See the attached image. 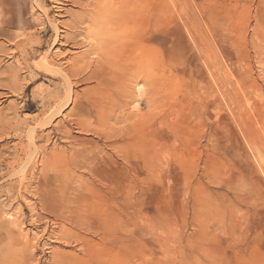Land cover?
I'll return each mask as SVG.
<instances>
[{
	"label": "rangeland",
	"instance_id": "rangeland-1",
	"mask_svg": "<svg viewBox=\"0 0 264 264\" xmlns=\"http://www.w3.org/2000/svg\"><path fill=\"white\" fill-rule=\"evenodd\" d=\"M97 1L0 0V264H264V0Z\"/></svg>",
	"mask_w": 264,
	"mask_h": 264
},
{
	"label": "bare ground",
	"instance_id": "bare-ground-1",
	"mask_svg": "<svg viewBox=\"0 0 264 264\" xmlns=\"http://www.w3.org/2000/svg\"><path fill=\"white\" fill-rule=\"evenodd\" d=\"M36 1H37V0H36ZM69 1H70V0H69ZM73 1H74V0H72V3H73ZM86 1H87V0H86ZM98 1H99V0H98ZM98 1H97V2H98ZM114 1H115V0H114ZM131 1H132V0H120V1H115V2H113L112 5H111L113 8H119V11H120V9L123 8L120 12L117 11L118 13H117V12H112V11L110 12V9H109L110 7L108 6V7H109V8L107 9L108 12H105V11L98 12L97 8H95L97 11H95V10H94V11H95V12H98V13H96V14H92V13L87 12V14H84L86 18H85L84 15H83V13H85V12L83 11L82 15H83L84 18H82L81 15H77V13H79V11H78V12H76V14H75V15H77V17L79 16V18H80V19H79V18L75 17V18H76V21H78V20L80 21V23H79V22L77 23V24H80L78 27H80L85 21H86L85 23H87V22L90 23V21H91V23H93V22L95 23V21H96L95 19H97V18H99V17L102 18V17L104 16L103 12H105V13H107V14H109V12H110L111 14H114V15L117 13L116 16L119 17L120 19H122V22H121L120 24H118V25H117V24H116V25H112V27L110 26V27H111L110 29H112V31H113V29H114L113 27H115L117 31H120V30H122V29H124V28L127 29V27H129V29H130V28H132V27L134 26V25H132L133 21H134V22L137 21V29H138V31H140V30H141V26H142V22H143L144 19H145V18H143V17H144V15H143L144 13L142 12V13H143V14H142V13H139V12L136 11L137 14H136V15H133L132 12H129V10H130V8H131V6H130ZM137 1H138V0H137ZM140 1H142V0H140ZM40 2H41V1H40ZM44 2H45V0H44ZM53 2H54V1H53ZM82 2H83V1H82ZM82 2H81V3H82ZM90 2H91V1H90ZM93 2H94V1H93ZM95 2H96V1H95ZM95 2H94V7H95V5H96ZM102 2H103V1H101V3H102ZM143 2H144V1H143ZM67 3H68V2H67ZM70 3H71V2H70ZM85 3H86V2H85ZM139 3H140V2H139ZM145 3H146V2H145ZM41 4H42V3H40V6H39V4H38V8H39L40 10H42V6H41ZM53 4H54V3H53ZM57 4H58V3H57ZM62 4H63V3H62ZM75 4H76V3H75ZM88 4H90V3H88ZM97 4H98V3H97ZM43 5H44V3H43ZM67 5H68V4H67ZM82 5H83V4H82ZM85 5H86V4H85ZM85 5H84V6H85ZM90 5H91V4H90ZM101 5H103V4H101ZM127 5H128V7H127ZM136 5H137V3H136ZM32 6H33V5H32ZM74 6H75V5H74ZM78 6H79V4H78ZM78 6H77V7H78ZM91 6H93V5H91ZM106 6H107V5H106ZM143 6H144V5H143ZM143 6H142V7H143ZM82 7H83V6H82ZM82 7H81V8H82ZM86 7H87V6H86ZM89 7H90V6H88V8H89ZM99 7H100V6H99ZM136 7H137V6H136ZM139 7H140V5H139ZM142 7H141V8H142ZM144 7H145V6H144ZM84 8H85V7H84ZM100 8H101V7H100ZM102 8H103V7H102ZM133 8H134V7H133ZM58 9H59V8H58ZM82 9H83V8H82ZM90 9L92 10L93 8L91 7ZM85 10H86V8H85ZM100 10H101V9H100ZM104 10H105V9H104ZM42 11H44V10H42ZM45 11H46V10H45ZM141 11H142V9H141ZM80 12H82L81 9H80ZM58 14H59V13H58ZM60 14H61V12H60ZM61 15H62V14H61ZM57 16H58V15H57ZM80 16H81V17H80ZM60 18H61V17H60ZM103 18H104V17H103ZM58 19H59V17H58ZM71 19L74 20L73 17H72ZM77 19H78V20H77ZM115 19H116V18H115ZM97 21H98V20H97ZM105 21H106V20H105ZM114 21H115V20H114ZM60 22H61V21H60ZM60 22H59V23H60ZM62 22H63V21H62ZM66 22H67V21H66ZM71 22H72V21H71ZM73 22H74V21H73ZM73 22L71 23V25L73 24ZM52 23H53V22H52ZM52 23H51V24H52ZM67 23H69V21H68ZM67 23H66V25H67ZM85 23H84V24H85ZM101 23H102V22H101ZM106 23H107V21H106ZM113 23H114V22H113ZM117 23H118V22H117ZM156 23H157V22H156ZM62 24H63V23H62ZM64 24H65V23H64ZM75 24H76V23H75ZM77 24H76V27H77ZM87 24H88V23H87ZM103 24H105V23H103ZM53 25H54V24H52V26H53ZM60 25H61V24H60ZM66 25H65V26H66ZM156 25H157V24H156ZM55 26H57V25H55ZM63 26H64V25H63ZM63 26H62V27H63ZM67 26H69V24H68ZM84 26H85V25H84ZM87 26H88V25H87ZM91 26H92V25H90V28H93V27H94V26H92V27H91ZM72 27H74V25H73ZM72 27H71V28H72ZM76 27H75V28H72V30H76ZM81 27H82V26H81ZM134 27H135V26H134ZM134 27H133V28H134ZM63 28H64V27H63ZM71 28H70V29L68 28V29L71 30ZM83 28H84V27H83ZM90 28H89V29H90ZM105 28H106V27H105ZM105 28H103V30H104ZM64 29H65V28H64ZM86 29H87V27L85 28V30H86ZM79 30H80L81 32L84 31V29L81 30V29L78 28V31H79ZM124 30H125V29H124ZM127 30H128V29H127ZM58 31H59V30H58ZM60 31H61V30H60ZM86 31H87V30H86ZM86 31H84V33H85ZM105 31H107V30H105ZM122 31H123V30H122ZM128 31H129V30H128ZM55 32H56V29H55ZM61 32H64V31H61ZM108 32H109V31H108ZM110 32H111V31H110ZM115 32H116V31H115ZM130 32H132V31L130 30ZM157 32H158V31H157ZM58 33H59V32H58ZM58 33H57V34H58ZM68 33H69V32H68ZM68 33H67V34H68ZM75 33H76V32H75ZM87 33H88V32H87ZM100 33H101V32H100ZM100 33H98V34H100ZM118 33H119V32H118ZM122 33H123V32H122ZM122 33H121V34H122ZM126 33H127V32H126ZM57 34H56V35H57ZM76 34H77V33H76ZM85 34H86V33H85ZM90 34H91V33H90ZM93 34H94V33H93ZM93 34H92L91 36H93ZM59 35H60V34H59ZM74 35H75V34H73V36H74ZM122 35H123V34H122ZM122 35H120V36H122ZM130 35H132V34L130 33ZM130 35H129V36H130ZM69 36H70V35H69ZM73 36H72V37H73ZM84 36H85V35H84ZM94 36H96V35H94ZM103 36H105V35H103ZM117 36H118V35H117ZM127 36H128V34H127ZM56 37H57V36H56ZM64 37L66 38V36H64ZM75 37H76V36H74V38H75ZM80 37H81V39H82V41H83L82 36H80ZM106 37H107V36H106ZM115 37H116V35H115ZM115 37H114V38H115ZM118 37H119V36H118ZM122 37H124V36H122ZM59 38H60V37H59ZM67 38H68V37H67ZM90 38H91V37H90ZM90 38H88V39H90ZM93 38H94V37H93ZM97 38H98V37H97ZM56 39L58 40V38H56ZM56 39H55V40H56ZM68 39H69V38H68ZM70 39H71V37H70ZM76 39L79 40L78 37H76ZM81 39H80L79 42L82 43ZM85 39H87L86 36H85ZM108 39H109V38H108ZM118 39H119V38H117V40H118ZM130 39H131V38H130ZM65 40H66V39H65ZM74 40H75V39H74ZM92 40H93V39H92ZM95 40H97V39H95ZM99 40H100V36H99ZM121 40H123V39H121ZM126 40H127V39H126ZM72 41H73V39H72ZM75 41H76V40H75ZM101 41H102V40H101ZM63 42H64V41H63ZM66 42H69V41L67 40ZM77 42H78V41H77ZM77 42H74V43H77ZM84 42H86V40H85ZM87 42H88V41H87ZM98 42L100 43V41L97 40L96 43H98ZM113 42H114V41H113ZM113 42H112V43H113ZM134 42H135V41H134ZM88 43H89V42H88ZM88 43H86V44L84 43V44L86 45V47H87ZM99 43H98V44H99ZM112 43H111V44H112ZM115 43H116V42H114V44H115ZM119 43H121V41H120ZM53 44H54V43H53ZM53 44H52V45H53ZM64 44H65V43H64ZM70 44H71V43H70ZM70 44H69V45H70ZM130 44H131V43H129V42H125V43H124V45H123V50H122V51H124V54H123L124 57H123V59H122V61H121V63H120V66H119L117 69L119 70V73H120L121 76L129 75V77H130V75L132 74V77H133L135 80H137V81H143V80L145 79V76L147 75V74H145V72H147V71H145V70H146L145 67H144V69H145V70H144L145 72H144V71H142V66L139 65V64H142V63H140V62L143 61V59H142L141 57H139L140 55H136L135 57H134V56L132 57V55H131V51H132L133 49L136 50V46H138V43L135 44V45L133 44L134 47H133V45L131 46ZM66 45H67V44H66ZM73 45H74V44H73ZM79 45H80V44H79ZM105 45H107V44H105ZM105 45H104V46H105ZM121 45H122V44H121ZM61 46H62V44H61ZM67 46H68V45H67ZM74 46H78V45L76 44V45H74ZM83 46H84V45H83ZM90 46H92V45H90ZM99 46H100V44H99ZM72 47H73V46H72ZM110 47H111V46H110ZM75 48H76V47H75ZM97 48H98V47H97ZM99 48H100V47H99ZM108 48H109V47H108ZM111 48H112V47H111ZM111 48H110V50H111ZM120 48H121V46H120ZM139 48H141V47H139ZM88 49H90V48H88ZM94 49H95V48H94ZM121 49H122V48H121ZM59 50H60V49H59ZM73 50H74V49H73ZM95 50H97V49H95ZM101 50H102V48H101ZM108 50H109V49H108ZM119 50H120V49H119ZM86 51H87V50H86ZM86 51H85V52H86ZM92 52L96 53L97 51L95 52V51L93 50ZM100 52H101V51H100ZM100 52H99V53H100ZM109 52H111V51H109ZM119 52L121 53V51H119ZM82 53H83V52H82ZM94 53H93V54H94ZM101 53H102V52H101ZM112 53H113V51H112ZM115 53H116V52H115ZM79 54H80V53H79ZM90 54H92V53H87V54L84 53L85 56H88V55H89V57H87V58H91V57H90ZM93 54H92V55H93ZM97 54H98V53H97ZM102 54H105V52H103ZM110 54H111V53H110ZM116 54H117V53H116ZM116 54H115V55H116ZM134 54H135V53H134ZM77 55H78V54H77ZM92 55H91V56H92ZM98 55H100V54H98ZM98 55H96V56H98ZM79 56H80V55H79ZM121 56H122V55H121ZM142 56H143V55H142ZM77 57H78V56H77ZM81 57H82V56H81ZM81 57H78L77 59H79V58H81ZM82 58H83V57H82ZM82 58H81V59H82ZM94 58H95V57H94ZM99 58H100V56H99ZM110 58H111V60H115V59H117L118 57H117V55L114 56V57H112V56L110 55ZM71 59H72V58H71ZM74 59H76V58L74 57ZM84 59H85V57H84ZM96 59H98V58L96 57ZM101 59H102V58H101ZM69 60H70V59H69ZM102 60L104 61V59H102ZM78 61H79V60H78ZM78 61H77V62H78ZM80 61H81V60H80ZM87 61H88V60H87ZM87 61H86V62H85V60L83 61V62H84V65H85V63H87ZM91 61H92V60H91ZM95 61H97V60H95ZM95 61H93L94 63H91V62H90L92 66H93V64H95ZM98 61H99V60H98ZM105 61H106V60H105ZM115 61H117V60H115ZM70 62H71V61H70ZM74 62H76V61L74 60ZM101 62H102V61H101ZM107 62H108V61H107ZM66 63H67V61H66ZM66 63H65V64H66ZM90 63H87V64L89 65ZM109 63H110V62H109ZM114 63H115V62H114ZM143 63H144V62H143ZM81 64H82V63H80L79 66H81ZM87 64H86V65H87ZM115 64H116V63H115ZM115 64H114V65H115ZM51 65H52V64H51ZM63 65H64V64H63ZM63 65H60V66L63 67ZM68 65L70 66V63H69ZM72 65H73V67H75V64H71V66H72ZM84 65H83L82 67H85ZM114 65H113V66H114ZM142 65H143V64H142ZM53 66H55L54 63H53ZM69 66H68V67H69ZM71 66H70V67H71ZM66 67H67V65H66ZM77 67H78V66H76V68H77ZM82 67H81V68L78 67V68H79L80 70H84V69L86 68V67H85V68H82ZM109 67H110V66H109ZM111 67H112V66H111ZM46 68H47V66H46V64H44L43 67H42V69H46ZM76 68H75V69H76ZM87 68H88V67H87ZM47 69H48V68H47ZM47 69H46V71H47ZM49 69H51V68H49ZM62 69H64V68H62ZM69 69H70V68H69ZM89 69H90V68H89ZM51 70H52V69H51ZM72 70H73V68H72ZM76 70H77V69H76ZM80 70H79V71H80ZM109 70H110V69H109ZM69 71H70V70H69ZM69 71H68V73H69ZM85 71H86V70H85ZM87 71H88V70H87ZM96 71H97V70H96ZM96 71H95V72H96ZM105 71H106V70H105ZM64 72H66V71H64ZM74 72H75V71L73 70V73H74ZM107 72H110V71H107ZM57 73H58V72H57ZM60 73H61V72H60ZM70 73H72V71H71ZM70 73H69V74H70ZM78 73H79V72H78ZM92 73H93V72H92ZM99 73H100V72H99ZM110 74H111V73H109V75H110ZM225 74H226V73H225ZM57 75H58V74H57ZM60 75H61V74H60ZM66 75H67V74H66ZM70 75H71V76H70ZM70 75H69V76L72 77L73 74H70ZM74 75H77V73H76V74L74 73ZM105 75H106V74H105ZM112 75H113V73H112ZM120 75H119V77H120ZM155 75H157V74H155ZM150 76H151V75H150ZM64 77H65V76H64ZM67 77H68V76H66L65 78H67ZM70 77H69V78H70ZM75 77H76V76H75ZM77 77H78V76H77ZM98 77H99V76H98ZM224 77H225V76H224ZM73 78H74V76H73ZM103 78H104V77H103ZM75 79H76V78H75ZM108 79H110V78H108ZM115 79H116V77H115ZM115 79H114V80H115ZM124 79H125V78H124ZM130 79H132V78H129V82L131 81ZM227 79H228V78H227ZM112 80H113V78H112ZM127 80H128V79H127ZM127 80H126V81H127ZM150 80H152V79H150ZM69 81H70V80H69ZM106 81H108V80H106ZM110 81H111V80H110ZM159 81H160V80H159ZM159 81H158V82H159ZM226 81H227V80H226ZM65 82H66V79H65ZM131 82H132V81H131ZM131 82H130V83H131ZM69 83H71V82H69ZM69 83H68V84H69ZM124 84H125V81H124ZM224 84H225V83H224ZM224 84H223V86H226V85H224ZM244 84H245V83H244ZM126 85H128V84H126ZM128 86H129L130 89H128V88H127V89L130 90L129 92H131V90H132L133 88H132L131 85H128ZM128 86H127V87H128ZM133 86H134V85H133ZM245 86H246V85H245ZM104 87H106V86H104ZM108 87H109V86H108ZM125 87H126V86H125ZM134 87H135V86H134ZM122 88H123V87H122ZM122 88H120V89H122ZM131 88H132V89H131ZM222 88H223V87H222ZM222 88H221V89H222ZM109 89H110V88H109ZM224 89L227 90V87H224ZM117 90H118V89H117ZM226 90H225V91H226ZM237 90H238V88L235 89V91H237ZM122 91H123V89L121 90V93H122ZM124 91H125V88H124ZM133 91H135V90H133ZM133 91H132V92H133ZM137 91L139 92V95H140L141 92H142V87H141L140 85H138ZM222 91H223V90H222ZM119 92H120V90H119ZM129 92H128V93H129ZM135 92H136V91H135ZM138 92H137V93H138ZM223 92H224V91H223ZM70 93H71V92H70ZM115 93H116V91H115ZM123 93L126 94V92H123ZM126 95H127V94H126ZM127 96H128V95H127ZM132 96H134V94H133ZM232 96H233V94H232ZM131 98H132V97H131ZM228 98H229V97H228ZM230 98H231V97H230ZM240 98H241V97L239 96L238 99H240ZM232 99H233V101H235V100H234L235 97L232 98ZM130 101H133V100H130ZM237 101H238V100H237ZM237 101H236V102H237ZM241 101H242V100H241ZM241 101H240L239 103H241ZM128 103H129V100H128ZM233 103H234V102H233ZM244 103H245V102H244ZM241 104H242V103H241ZM242 105H243V104H242ZM136 106L138 107L139 104H136L135 107H136ZM237 106H238V105H237ZM137 107H136V108H137ZM241 107H242V106H241ZM243 107H244V106H243ZM136 108H135V109H136ZM244 109H246V108H244ZM257 109H258V108H257ZM259 109H260V108H259ZM239 110H241V109H239ZM261 110H262V109H261ZM256 111H257V110H256ZM240 113H241V112H240ZM248 113H249V112H247V114H248ZM244 114H246V112H245ZM253 114H254V113H253ZM255 114H256V112H255ZM137 115H138V114H137ZM137 115H136V117H137ZM241 115H242V113H241ZM240 117H241V116H240ZM242 117H243V116H242ZM249 117H250V116H249ZM251 117H252V116H251ZM253 117H254V116H253ZM139 118H140V117H139ZM237 119H238V118H237ZM243 119H244V118H243ZM251 124H252V123H251ZM258 124H259V123H258ZM259 125H260V124H259ZM261 127H263V125H262ZM255 128H257V127H255ZM248 129H249V128H248ZM250 129H251V128H250ZM254 130H255V129H254ZM249 131H250V130H249ZM249 131H248V132H249ZM250 135H251V134H250ZM259 135H260V134H259ZM251 136H252V135H251ZM261 136H262V135H261ZM247 137H248V136H247ZM262 137H263V136H262ZM248 138H249V137H248ZM248 138H247V139H248ZM250 138H251V137H250ZM252 138H253V137H252ZM255 139H256V138H255ZM255 139L253 138V141H254V142H255ZM263 139H264V138H263ZM248 140H249V139H248ZM261 140H262V139H261ZM260 143H261V142H260ZM260 143L258 142V144H260ZM254 144H255V143H254ZM262 144H263V143H262ZM252 145H253V144H252ZM263 145H264V144H263ZM128 146H129V145H128ZM263 147H264V146H263ZM256 148H257V147H256ZM260 148H261V147H260ZM261 149H262V148H261ZM256 150H257V149H256ZM263 151H264V149H263ZM260 153H261V152H260ZM28 160H29V159H28ZM28 162H29V161H28ZM26 164H27V163H26ZM261 165H262V164H261ZM27 167H28V166H27ZM262 167H263V166H261V168H262ZM113 168H114V166H113ZM257 171H258V170H257ZM77 176H78V175H77ZM91 176H92V175H91ZM143 182H144V181H143ZM36 184H37V183H36ZM96 184H97V183H96ZM248 194H249V193H248ZM38 195H39V194H38ZM106 195H107V194H106ZM101 196H102V195H101ZM85 198H86V197H85ZM85 198H84V199H85ZM88 198H89V197H87L86 199H88ZM108 198H109V197H108ZM108 198H106V199H108ZM111 198H112V197H111ZM44 200H45V199H44ZM90 200H91V199H90ZM102 200H103V199H102ZM104 201H105V198H104ZM43 202H45V201H43ZM86 202H87V200H86ZM105 202H106V201H105ZM47 203H48V202H47ZM88 203H89V202H87V204H88ZM101 203H103V202L101 201ZM73 204H74V203H73ZM89 204H90V203H89ZM106 204H107V202H106ZM106 204H105V205H106ZM46 205H47V204H46ZM82 205H83V204H82ZM84 205H86V204H84ZM100 205H101V204H100ZM41 206H42V205H41ZM44 206H45V205H44ZM57 206H58V205H57ZM102 206H104V205H102ZM102 206H101V207H102ZM47 207H48V205L46 206V208H47ZM95 207H96V206H95ZM40 208H41V207H40ZM60 208H61V207H60ZM81 208H83V207H80V210H81ZM85 208H86V207H85ZM87 208H88V206H87ZM57 209H59V207H57ZM94 209H95V208H94ZM97 209H98V207H97ZM107 209H108V208H107ZM69 210H70V209H69ZM69 210H67V211H69ZM80 210H79V211H80ZM82 210H83V209H82ZM59 211H60V209H59ZM73 211H74V210H72V212H71L72 215H74V214H73ZM75 211H77V213H79L78 210L75 209ZM84 211H86V210H84ZM90 211H91V210H90ZM64 212H65V210H64ZM92 212H93V211H92ZM99 212H100V211H99ZM105 212H106V211H105ZM60 213H61V212H60ZM60 213H59V214H60ZM69 213H70V212H68V215H69ZM85 213H87V212H85ZM59 214H58V215H59ZM71 214H70L69 216H71ZM82 214H83V213H82ZM60 215H61V214H60ZM76 215H77V214H76ZM76 215H75V216H76ZM84 215H85V214H84ZM90 215H91V212H90L89 216H90ZM66 216H67V214H66ZM78 216H80V213H79V215H77V217H78ZM110 216H111V214H110ZM112 216H113V215H112ZM63 217H64V215H63ZM71 217H74V216H71ZM71 217H70V218H71ZM57 218H58V217H57ZM59 218H60V217H59ZM70 218H67V219H70ZM78 218H79V217H78ZM78 218H77V219H78ZM112 218H113V217H112ZM61 219H62V218H61ZM64 220H65V219H64ZM79 220H81V218H80ZM116 220H117V219H116ZM71 221H75V217H74ZM120 221H121V220H120ZM75 222H76V221H75ZM77 222H79V221H77ZM109 222H110V220H109ZM91 223H92V222H91ZM67 224H68V223H67ZM79 224H80V223H79ZM93 224H94V223H93ZM82 225H83V224H82ZM89 225H90V224H89ZM102 225H104V222H103ZM120 225H122V223H121ZM123 225H124V224H123ZM123 225H122V226H123ZM96 226H97V225H96ZM106 226H107V225H106ZM124 226H125V225H124ZM83 227H84V226H83ZM83 227L80 226V228H82V229H83ZM94 227H95V225H94ZM114 227H115V226H114ZM91 228H92V227H91ZM111 228H112V226H111ZM82 229H79V230H82ZM109 229H110V228H109ZM112 229H114V228H112ZM94 230H96V229H94ZM120 230H121V229H120ZM74 231H76V230H74ZM88 231H89V233H90V231H92V229H89ZM88 231H86V232H88ZM98 231H99V230H98ZM98 231H97V232L94 231V232H95V233H98ZM108 231H109V230H108ZM112 231H113V230H112ZM81 232H83V231H81ZM103 232H105L104 235L107 234V230H106V229H105ZM83 233H84V232H83ZM109 233H110V232H109ZM115 233H116V232H115ZM120 233H121V232H120ZM59 234H60V233H59ZM86 234H87V233H86ZM98 234H99V233H98ZM98 234H97V235H98ZM129 234H130V233H129ZM95 235H96V234H95ZM104 235H103V236H104ZM109 235H110V234H109ZM117 235H118V234H117ZM56 236H57V235H56ZM62 236H65V235H62ZM62 236H61V237H62ZM100 236H101V235H100ZM112 236H115V234L112 235ZM72 238H74V237H72ZM102 238H103V237H102ZM60 239H61V238H60ZM57 240H59V239H57ZM67 240H68V238H67ZM72 240H73V239H72ZM60 241H62V240H60ZM65 242H66V241H65ZM74 242H75V241H74ZM66 243H67V242H66ZM108 244H109V243H108ZM123 244H124V243H123ZM44 249H45V248H44ZM44 251H45V250H44ZM54 253H55V251H54ZM90 255H91V254H90ZM90 257H91V256H90ZM52 258H53V257H52ZM56 258H57V257H56ZM62 258H63V257H62ZM68 258H69V257H68ZM126 258H127V257H126ZM128 258H129V257H128ZM138 258H139V257H138ZM54 259H55V258H54ZM130 260H131V259H130ZM132 260H133V259H132ZM136 260H138V259L136 258ZM123 261H124V260H123ZM128 261H129V260H128ZM126 262H127V261H126ZM133 262H134V261H133ZM71 263H73V262H71ZM71 263H70V264H71ZM54 264H55V263H54ZM81 264H82V263H81ZM130 264H131V263H130ZM157 264H158V261H157ZM213 264H214V263H213Z\"/></svg>",
	"mask_w": 264,
	"mask_h": 264
}]
</instances>
